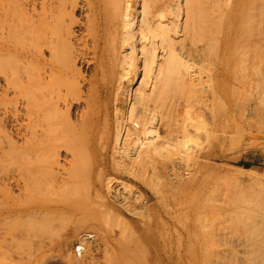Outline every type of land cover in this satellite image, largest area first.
<instances>
[{
  "label": "bare ground",
  "instance_id": "bare-ground-1",
  "mask_svg": "<svg viewBox=\"0 0 264 264\" xmlns=\"http://www.w3.org/2000/svg\"><path fill=\"white\" fill-rule=\"evenodd\" d=\"M243 31L248 35V38L245 37L247 49L239 50L238 58L244 56V51L248 54L252 52L248 50L251 44L253 47L264 45V0H0V220L23 222L22 225L28 224V227L41 224V229L46 224L45 228L48 225L49 229V225L54 223L49 220L61 210L71 211L75 217L73 211L78 210L75 204H56L50 200L47 192L52 194L56 184L57 192L60 191L57 195H62V188L66 189L63 186L70 183L67 185L70 190L66 194L68 196L74 189L75 194L79 187L75 181L83 172L90 176H103L98 188L108 193L106 196L112 203L126 212L140 215L142 203H147L142 199L143 195L124 180L117 179L112 186L114 177H111V173H123L138 179L164 198L169 189L176 190L184 183L183 177H194L204 172L208 159L217 160L225 136L222 129L228 125H233V138L244 149L255 145L264 147V111H261L264 107H258L264 106V89L260 91L262 94L259 90L255 91L264 83V55L261 53L264 52L261 51L264 47L260 50V46L258 49L254 47L261 51V58L259 54L258 59L259 62L262 61H257L261 68L256 67L258 72H254L258 63L254 66L255 62L252 65L251 62L253 58L257 60L256 54L259 52L256 51L255 54L251 47L255 54L251 56L252 59L247 53L242 57L244 63L247 56L251 60L246 62L249 65L244 64L246 67L243 70L247 72L251 69L253 72L252 78L247 76L248 80L244 79L246 82H242L243 86L239 83L242 80L237 82L245 90L244 96L253 86L250 83L253 81L255 84V89L252 88L254 92L251 91L246 96L247 102L240 103L230 99V103L228 91L222 85L228 79L225 68L222 67L223 55L230 49L232 39L235 37L238 40L241 37L239 33ZM236 42L235 40L234 43ZM243 43L242 40V45ZM235 52L234 57L237 54ZM238 61L241 63L240 58ZM207 62L212 65L208 66ZM237 64L239 67L240 64ZM241 67L244 66L239 68ZM235 69L231 74L235 73ZM203 71L206 77H203ZM249 73L250 76L251 72ZM243 76L231 78L236 81L246 77ZM203 78H206L205 82ZM203 84L206 88H203ZM234 87L229 90L230 94L231 91L235 92ZM196 91H200L197 99L200 108L193 114L191 96ZM209 96L220 102L219 106H223L221 109L229 114V119L223 114L225 118H220L219 122L215 114L214 120L212 119L213 144L210 145L211 149H205L209 141L204 147V140L210 132L206 128L210 123L207 124L205 110H209L214 104H209ZM79 159L90 160L93 164L82 170L83 167L80 169V165H76ZM83 161L80 162L81 165L84 164ZM73 164L82 170L78 169L80 174L78 171L75 173L79 174L75 181L70 179L75 185L67 182L73 173L71 170L76 169ZM210 169L207 170L208 173ZM66 174L69 175L65 176ZM80 187L81 191L82 184ZM206 191H209L208 188ZM83 193L79 194L83 196ZM211 193L206 197L210 198ZM215 198L212 199L213 202L217 200ZM139 201L142 207L131 204H138ZM205 201L208 203V199ZM200 208L204 209V206ZM108 209L103 208L102 213L109 212L111 215H107L112 220L116 219V212ZM87 211L90 212L88 209ZM146 211L150 209L143 212ZM102 213L103 220L109 218H105ZM57 218L56 223L61 217ZM89 218L90 216L87 218L80 214L76 220L81 224ZM120 219V223L124 221L126 224V220ZM259 220L258 225L256 222H253L256 225L251 222L253 226L249 224L252 228L248 227L253 232L256 227H264L259 226L264 218L262 222ZM123 223L121 224L124 225ZM33 226L31 229L38 231L25 227L29 233L17 231L18 235L15 234L14 239L20 232L26 238V233L30 238L32 235L31 240L38 236L43 241L44 233L47 236L45 228L41 232L38 225ZM206 228L209 231L211 229L206 226L203 229L205 232ZM213 229V235L211 231L205 233L206 237L198 236L184 247L187 252L190 250L200 255L194 264H230L237 257L240 264H264L262 233V238L251 244L249 239L252 237L244 238V234L235 236L234 233L233 236L231 230L228 231L231 234L229 236L227 231H216V238ZM244 232L245 236L249 234ZM251 232L250 234L253 233ZM89 234L80 232L77 236L79 243L75 246L79 247L78 254L75 246L73 249L75 260L85 254L86 249L83 251V248L86 247L83 244L91 239ZM207 234L216 238L218 242L215 245L221 243L223 235L222 240L228 243V246L225 244L228 255L219 254L215 245L212 248L215 239ZM207 236L211 239H207ZM22 238L21 240H26ZM37 239L34 243H37ZM41 239L38 241L41 242ZM186 239L188 241L187 237ZM175 243L178 249L181 248L180 237ZM79 260L80 258L77 261ZM53 261L46 262L57 264L50 263ZM82 262L81 260L79 264ZM234 263L237 264L238 261Z\"/></svg>",
  "mask_w": 264,
  "mask_h": 264
},
{
  "label": "rangeland",
  "instance_id": "rangeland-1",
  "mask_svg": "<svg viewBox=\"0 0 264 264\" xmlns=\"http://www.w3.org/2000/svg\"><path fill=\"white\" fill-rule=\"evenodd\" d=\"M242 33H239V35L241 37L238 38V40L235 39V37L232 39V42H231L232 45H230V47H229L230 49L227 51V54L223 55L224 58L221 56L224 61L226 60L225 62L222 60V64H223L222 67L225 68V71L228 75V79L223 81L222 85L228 91L227 98H228L229 102L231 100L235 99L233 101L237 100L240 103H245V102H247V100H246L248 97L247 94H249L251 91L254 92L253 89H255V84H253V81H252L250 83V85L251 86L253 85L254 87L253 86L250 87L251 90L249 91V93L246 91V95L244 96L245 90H242V86L244 84L242 82H244L246 80L247 76H248V78L251 77L253 72L251 71V69L247 70V72L243 69L246 67L245 65L250 64V63H246V62L251 61L248 59V56H250L249 58H251L252 55L256 54V51H257V53L259 52L258 54H256L257 55L256 61H255V58H253V59L251 58L252 59L251 65L255 62L253 64L255 66L256 62L257 61L259 62V60H260V59H258L260 52L264 51V50L258 51V50L262 49L261 47H264V45H262V46L257 45L256 47L254 45V47L257 49L260 46L259 49L256 50L253 47V44H251V46L248 47L249 48L248 50H252V52L248 51L250 54H248L247 51L246 52L244 51L245 54H244V52H242L244 56H246V53H247V55H248L247 60L248 61L245 60V63H244L243 58H242L244 56H242V57H239L240 61H241V63H240L238 61L239 58L237 56H238V54L242 48H243L242 51L245 48L247 49V44H246L247 41L246 40L248 38V35H245L244 31ZM245 37H247V38H245ZM241 38H243V39H241ZM239 39H241V40H239ZM235 40L237 41L236 43H234ZM242 40L244 42L243 43L244 45H242ZM245 41H246V43H245ZM239 42H240V44H239ZM233 46H234V48H233ZM237 46H240L241 48L238 47V49H237ZM244 46H246V47H244ZM251 47L255 50V54H254V50ZM234 50L237 52V54L235 55L237 58L234 57V52H235ZM231 51H234V52L232 53ZM242 53H240V54L242 55ZM261 53H262V55H264V52H261ZM230 55L232 57H230ZM233 57L235 58V62H234ZM260 58H261V54H260ZM227 59L229 61H227ZM209 60L213 64V60L210 59V57H209ZM261 61L259 63H261ZM225 63H227V64H225ZM237 63L240 64L239 67L242 65L244 67H241L242 69L237 67V65H238ZM212 64H209L208 66H211ZM258 64L255 66V69L252 68V70L253 69L255 70L254 72L259 71L256 68V67H258V68L260 67V64L259 65ZM235 65H236V67H235ZM251 65H250V67H251ZM254 66H252V67H254ZM262 66H264V61H262ZM235 68L239 69V71L236 72ZM234 69H235V73L231 74L234 72ZM256 69L258 71H256ZM230 70H232V72ZM244 71L246 72L245 74H247V73L248 74L247 75L242 74V72H244ZM248 71L251 72L250 76H249L250 73ZM202 74H203V77H206L205 71H203ZM239 74L240 75L242 74L246 77L243 76L244 77L243 79L241 78L240 80H236V81L231 78V76H233V78L234 77L240 78L242 75L240 76ZM237 75H239V76H237ZM248 78H247V80H248ZM203 80L205 82L206 78H203ZM227 81H228V83H227ZM239 81H241V82H239ZM237 82L241 83L242 86L240 84H238ZM254 82L257 83V81H254ZM260 83L261 82L259 81V84ZM234 85H235V87H234ZM236 85H237L238 89L236 88ZM261 85L262 86L259 85L258 86L259 88H256L255 91L259 90V93H261L260 91H262V89H264V83H262ZM205 86L206 85L203 84V88H206ZM231 86H232V88H231ZM233 87L235 88V90H234L235 92L232 93L233 91H231V94H230L229 90L230 89L233 90ZM240 88H241V90H240ZM236 89L238 91L240 90V92H238ZM241 91H243V92H241ZM199 92L196 91V93H194L192 95L193 98L191 96V102H192L191 109H192L193 114L196 111H198L200 108V102L197 101V99L199 98ZM195 96H196V99H195ZM192 99H194L195 101ZM208 102H210L209 104H211V105L213 103L214 104L212 107L209 105L210 109H211V110L209 109L210 111L208 109L205 110V116L207 119V124L210 123V124L206 125L208 132L209 131L210 132L205 137L206 142L204 140V144H203L204 147H206V145H207V147L205 149H209V148L211 149L210 145L213 144V132H212L213 131L212 130L213 122L212 121L215 118V114H216V118L219 120V122H220V118L223 119V118H225L224 116L229 115L227 112H224L223 109H221V108H223V106L222 105L219 106L220 102L213 99L212 96H209ZM197 104L199 106H197ZM214 105H215V107H214ZM194 106L196 108V109L194 108L195 111L193 110ZM258 107L260 108V107H264V106H258ZM213 108H215V109H213ZM217 111H219V112L217 113ZM261 111H264V109H261ZM209 113H210V115H209ZM223 114H225V115L223 116ZM213 115H214V117H213ZM253 116H256V115H253ZM255 118H253V119L255 120ZM228 119H229V116H228ZM229 122H230V120H229ZM210 126H211V128H210ZM228 128H230V129H228ZM222 130H224L225 136H223L224 138H223L222 144L219 148L220 156L217 158V160L213 161V160L208 159L207 160L208 166H206V170L204 172H202L200 174L198 173L194 177L188 176L189 179H188V177H186V178L183 177L184 183H182V185L179 186L176 190L169 189L167 191V193L165 194L164 198H161L157 193H155V191L153 192V190L151 188L144 185V183L138 179H135L129 175L126 176V174H123V173H119V174L118 173H111L112 176L111 175L110 176L114 177L112 186L115 184V182H116L115 180H117V179L124 180L125 182L132 184L131 186L140 195L141 194L143 195V196L142 195L141 196H142V199L144 198L146 200V202H147V203H145L146 205L144 203H142V205H143V207H142V205L140 204V201L138 204H137V202L131 203L133 205L135 204L134 205L135 207L136 206L138 207L139 205H141L139 207H142L143 209H142V213L140 215H135L133 213L126 212L121 207L112 203L110 198L108 196H106L108 193L104 189L100 190L98 188L99 184L102 182V180L104 178L103 176H100V175L98 176V174H92L90 176V174H88V173L83 172L84 173L83 174V173L79 172V171L84 170L85 167L87 168L91 164H93L92 161L90 162V160H87V159H83L84 160L83 161L81 159V161H83L82 163H84L82 165L80 163L81 162L80 159L77 160L79 162V164H78V162L76 164L75 163L76 161H75L74 163L76 165H80V166H78V167H80V169L82 167L83 168H82V170H80L79 168H77L76 165L73 164L74 168L76 167V169L71 170V171H73V173L70 176L71 178L70 177L68 178L67 182H71V180H73V179H74L73 181H75L79 177V174L81 173L80 174L81 177H79V179H77V181H75L76 185L79 186V187L77 186L78 188L76 189V193L74 194V192H75V189H74V190L70 191L73 193V196L71 195L72 193L69 195L70 192L68 193V196H67L66 193L68 190H70V188L69 189L67 188V185L68 184L70 185V183H68L66 186H63V187H66V189L64 188L65 193H64V189L62 188V190H61V188H60V190L62 191V195L60 194L61 196L57 195V194H59L60 191L57 192L58 187L56 184L53 187V189H54V191L52 193L53 195L49 194V192H47V194L49 195L50 200L56 204H60V203H73V204H75V207L76 208L78 207V210L76 209L77 210L76 212L73 211V214H76V216L73 217L71 211L61 210L60 212L56 213V215H55L56 219L54 216L53 219H55V220H53L50 217L51 220H49V221L54 222V223H51V225H49L50 230L48 229V225H47V228H45L46 224H43L45 226L44 227L45 232L47 233V236L44 233L43 241L38 236L34 237L35 238L34 240L33 239L31 240V238H32L31 234H30L31 235V238H30L29 234L26 233V235H27V238H26V236L21 235L20 232H18V233L21 236H25V237L22 238L19 235V236H17V238L15 240L14 236L18 235V234H16L17 231L23 232L22 234H25L24 231L28 232V229L25 230V227L30 228L29 230H32V231H38V230H34V228L31 229V227L33 225L32 226L30 225V227H28L29 225L27 223H26L27 226H25V225H22L23 222H18V223L16 222L15 223L13 220H10V219H8V220H6V219L2 220L1 219L0 220V231H2V232H0V234H1L0 235V264H47L46 261H53V260L54 261L50 262V263L79 264L80 261L82 260L83 264H106V263L107 264H194L195 261L198 258H200V255L198 256V253H196V254L192 253L190 250L187 252V250L185 249L187 247V243L188 242L190 243L196 237L201 236V235H203V237H206L205 233H209L210 231L212 232L213 228H214L213 229L214 237H216V235H215L216 231L219 232L220 230H222V231H220L222 233V232H225V231L228 232L229 230H231L230 232H232V234L234 233L235 236L236 235L240 236L241 234H242L241 236H243V234H244V236H243L244 238H247L248 236L252 237L251 239H249L251 244H252V242L255 243L256 240L259 241V239L264 237V229H262L264 227H261V229H260V227L254 226V227H256L255 229L253 228L255 232H253V230L250 228H252L251 226H253V224L255 222L256 223L260 222L259 219H261V222H262V218H264V216H262V215H264V214H262V213H264V147L255 145L254 146L255 148L249 147V148H247L248 150L246 148L244 149L243 146H241V143L240 142L238 143L233 138V135H232V131L234 132L233 125L230 124V125H228V127H226L225 129H222ZM227 131H228V133H227ZM219 132H221V131H219ZM210 133H211V135H210ZM209 135H210V137H209ZM207 142H208V144H206ZM256 147H257V149H256ZM249 149H252V150H249ZM85 160H87V161H85ZM88 161H89V163H88ZM85 162H87L88 164H85ZM73 165H72V168H73ZM70 169H69V171H70ZM78 169H79V171H78ZM209 169H210V172L208 173ZM77 171L79 172L78 175H76L78 173ZM216 172H218V173H216ZM68 173H70V172H68ZM73 174H75L76 176L74 177ZM207 174H208V176H207ZM68 175L66 174L65 176H68ZM82 175H84L85 178ZM86 177H88V178H86ZM97 177H98V179H97ZM115 177H117V178H115ZM175 179L176 178H173V180H175ZM196 179L198 182L196 181ZM73 181L71 182L72 185L75 183V182L73 183ZM190 181H192V182H190ZM189 182H190V184H189ZM80 184H82V190L84 191V193L82 190L80 191V189H81ZM194 184L196 186H194ZM72 185H71V189H72ZM87 185H90V186H87ZM85 186L88 187L89 190ZM73 187H75V186H73ZM187 187H188V189H187ZM93 188L95 191L97 189L98 192L97 191L94 192ZM207 188L209 191H206ZM180 189H181V191H180ZM182 190H184V191H182ZM212 190H214V194H216V196L213 195ZM77 191H78V195L76 196ZM211 191H212V193H211ZM80 192L83 193L82 194L83 196H81L79 194ZM183 192H185L186 194ZM206 192H208V193H206ZM63 193L66 194V196ZM96 193H98V195ZM153 193H155V195ZM187 193H189V194H187ZM209 193L212 194L211 195L212 198L211 197L208 198V196L206 197V195ZM96 195L97 196L100 195L99 196L100 199H98L99 197H97ZM181 195H182V197H181ZM78 196H80L81 198ZM171 196L173 197V199ZM204 196L206 198H202ZM213 196L217 198V200L215 198V200H216L215 202H213V200H214ZM95 197H97V198H95ZM207 199H208V201H207L208 203H206V201H205ZM227 199H229V200H227ZM149 200H150V202H149ZM209 200H211V201H209ZM203 201H205V202H203ZM87 202H88V204H87ZM99 202H101V203H99ZM92 203H94V204H92ZM166 203H168V204H166ZM202 203H204V204L202 205ZM231 203H233V204H231ZM101 205H103V206H101ZM201 206H204V209L200 208ZM103 208H104V210H106L108 208L113 209L111 211L116 212V214H114V215H115L117 220L116 219L112 220L107 215L109 212H107L105 214L102 213ZM87 209L90 212H88ZM110 209H108V211H110ZM149 209H150V211H146L147 213L143 212V211L149 210ZM100 212L102 214H104V217L105 216L109 217L110 220H109V218L107 219L106 217H105L106 219L103 220V217H101ZM123 212H126V213H123ZM117 213H119V214H117ZM80 214H84L87 218H88V216H90V218L87 219L86 221H84L83 223L79 224L78 219L76 220V218L79 217ZM109 214L111 215V213H109ZM116 215L117 216L120 215V217L119 216L117 217ZM145 215H147V216L144 217ZM57 216L59 218L61 217L60 218L61 222L59 220V222L56 223V221H58ZM259 216H260V218H259ZM119 218H121L120 219L121 221L126 220L125 221L126 224H124L123 223L124 221H122L121 223L124 224V225H122L118 221ZM170 218H172V219H170ZM47 221H48V218H47L46 222ZM74 221H75V223H73ZM106 221H108V222H106ZM251 222L252 223L254 222V223L252 224ZM19 223H21V224H19ZM119 223H120V225H118ZM202 223H204L203 226H202ZM247 223H248V225H247ZM262 223H264V222H262ZM262 223L259 226H261V225L264 226V224H262ZM241 224L243 226H241ZM249 224L251 226H249ZM258 224L259 223H257V225ZM21 225L24 226L23 231H22ZM37 225H38V227H39V225L41 227V224H36L33 227H35V226L37 227ZM205 225L207 227L211 228L210 231L207 230L208 228H206V230L208 232L207 231L205 232V230H203L206 227ZM254 225H256V224H254ZM8 226H10L9 227L10 230H8V228H7ZM121 227H122V229H121ZM245 227H248V229ZM18 228L19 229L21 228V230H17ZM118 228L120 230H118ZM43 229H41L42 230L41 232H43ZM243 230L247 231L249 234L246 232V234H248V235L245 236V232ZM249 230H250V232L252 230L253 233L251 232L252 234H250ZM80 232L90 233L91 235L89 234L90 235L89 238H91V239H87L88 241L85 239L86 242L83 244V246L86 247V248H83V251L86 249L84 251L85 254H83L81 257H79L80 260L77 261L79 258L77 257V260H75L74 257H76V256L74 254L73 249H74L75 244L79 243L77 236H79ZM112 232H113V234H112ZM118 233H119V235H118ZM254 233L255 234L257 233L256 236ZM260 233H262L261 234L262 237L260 236ZM234 234H233V236H234ZM253 234H254V237H253ZM9 235H11V236H9ZM193 235H195V236H193ZM207 235H209V234H207ZM211 235H213V232L211 233ZM211 235H209V236H211ZM229 235H231V234H229V232H228V236ZM8 236L9 237L13 236V237L9 238ZM39 236L43 237L42 235H39ZM209 236H207V239H209V238L211 239V237L214 238L213 236H211V237H209ZM178 237H180V243H181V248H179V249L177 248L176 243H175V241H177ZM186 237L188 238V241H186L187 240ZM18 238H20V239H18ZM21 238L22 239L25 238L26 240L30 239L31 242H30V240H27V242H26V240H21ZM37 238L41 239L42 244L40 241H38L39 239H37ZM216 238H214L215 239L214 244L212 242V248H214L216 246L215 249H217L216 251L219 254H221V255L227 254L228 243H225L226 241L222 240L224 238L223 235H221V238H220L221 241L220 242L221 243L224 242L223 243L224 245H221V243H218L215 245V242H218L216 240ZM36 239H37V243H34V241ZM213 240H211V241H213ZM262 240H264V238H262ZM262 240H261V242H264ZM258 241H256V242H258ZM33 243H34V245H33ZM35 244H38L39 247H37L38 245H35ZM225 244H227V246ZM103 246H105V247H103ZM224 246H226V247L224 248ZM29 247H30V249H29ZM220 248H221V250H220ZM225 250H227V251H225ZM31 251H33V252H31ZM102 251H104V252H102ZM68 252H70L71 254ZM72 254H74V256H72ZM105 254H109V255H105ZM72 258H74V260ZM232 258H234V257H232ZM236 259H237L236 261H235V259L234 260L232 259L230 264H235L234 262H237V261L240 264V259L238 257ZM74 261H76V262H74ZM227 264H229V263L227 262Z\"/></svg>",
  "mask_w": 264,
  "mask_h": 264
},
{
  "label": "built area",
  "instance_id": "built-area-1",
  "mask_svg": "<svg viewBox=\"0 0 264 264\" xmlns=\"http://www.w3.org/2000/svg\"><path fill=\"white\" fill-rule=\"evenodd\" d=\"M79 247V245L75 246V252L76 254H78L77 248Z\"/></svg>",
  "mask_w": 264,
  "mask_h": 264
}]
</instances>
